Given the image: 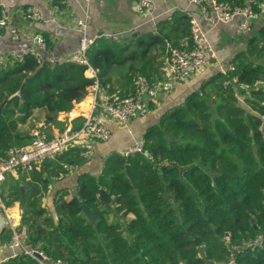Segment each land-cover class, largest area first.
I'll return each instance as SVG.
<instances>
[{
  "label": "trees",
  "instance_id": "16d2710c",
  "mask_svg": "<svg viewBox=\"0 0 264 264\" xmlns=\"http://www.w3.org/2000/svg\"><path fill=\"white\" fill-rule=\"evenodd\" d=\"M215 2L233 9L250 6L260 15L264 0ZM190 25L187 14L176 12L158 21L155 32L133 41L95 39L86 60L97 73L98 88L125 96L133 92L134 76L161 80L150 68L155 64L158 71L172 48L190 46ZM230 64L233 70L207 78L180 106L147 127L142 152H113L97 177L79 176L76 195L58 193L54 216L42 205V193L52 179L87 162L83 149L68 147L23 173L21 180L29 177L42 192L27 191L19 202L17 229L23 242L63 264H264V22L253 24L245 48ZM123 68V81L115 86L113 71ZM85 70L74 62L37 63L31 56L0 68V160L11 147L31 142L30 133L19 126L35 109L44 111V124L63 130L58 114L69 112L94 84ZM244 86L249 96L240 103L237 95L244 94ZM21 183L6 194L2 184L6 207L19 201ZM100 189L112 204L99 199ZM10 234L3 229L4 241ZM259 237L261 247L253 248ZM0 264L39 263L19 253Z\"/></svg>",
  "mask_w": 264,
  "mask_h": 264
},
{
  "label": "crops",
  "instance_id": "0c3cea01",
  "mask_svg": "<svg viewBox=\"0 0 264 264\" xmlns=\"http://www.w3.org/2000/svg\"><path fill=\"white\" fill-rule=\"evenodd\" d=\"M151 1L154 4L153 15L156 17L154 23L147 21L146 17L136 12L134 0H89L88 3L82 0H0V18L6 20V25L0 28V51L2 52L0 68L2 69H7L13 65V51L21 47L31 46L34 43V37L38 34L45 39L46 49L43 52L45 56L60 60L67 59L78 46L80 34L76 29L75 21L84 17L85 13L89 16L91 35L97 38L101 36L113 38L120 42L121 39L133 41L142 34L155 32L158 21L171 16L173 13L182 12L206 31L214 53L210 63L199 72L186 81L176 83L171 91L158 93L155 100L149 104L144 112L135 115L125 123L104 120L105 125L111 131L110 139L106 142H100L95 138L87 137L83 144L92 148L93 155L86 159L87 162L82 167H73L66 176L52 179L46 192H41L40 185L30 184L29 177L21 180L20 177L23 173L20 171H15L6 177L13 181L12 185L17 184V182L25 181L27 183L28 181L27 186L21 183L19 187L23 186L25 193L27 191L42 193L41 203L53 216V203L58 193H65L68 198L76 195L78 179L81 174L97 177L104 161L111 153L122 154L128 146L140 140L147 127L157 124L167 112L180 106L189 94L199 89L204 80L215 75L221 69H226L233 56L245 48L248 34L241 35L236 32L240 22L239 17H235L227 24L211 25L206 22L199 8L187 0ZM30 6L41 11L42 21L32 22L25 18L24 10ZM261 22H264V10L253 24ZM125 32H129L130 36L124 37ZM136 33L139 35L132 36ZM165 64L158 71H155V64L150 68L156 72L155 77L157 79L166 78ZM125 69L120 71L114 69L113 82L115 86L123 81L121 76H124ZM85 75L89 77L87 73ZM90 89L88 88V93L82 100L73 104L69 112L58 114L56 119L58 122H62L64 127L67 124L73 125L83 120L84 115L86 116L91 110L93 98L101 100L107 95L106 91L101 88H98L96 92H92ZM43 118L44 111L35 109L22 126H28L29 133L34 128L40 127L50 136L62 131L56 125L44 124ZM22 126H19L20 130ZM32 188H36L37 191H33ZM7 208L9 214H16L19 224L21 217L19 201ZM127 218L130 219L131 216L129 215ZM4 228L3 225H0V263L13 255V251L1 246L8 241H4L5 239L1 235Z\"/></svg>",
  "mask_w": 264,
  "mask_h": 264
},
{
  "label": "built area",
  "instance_id": "2783aa9c",
  "mask_svg": "<svg viewBox=\"0 0 264 264\" xmlns=\"http://www.w3.org/2000/svg\"><path fill=\"white\" fill-rule=\"evenodd\" d=\"M88 3L89 0H82ZM195 4L206 22L211 25L218 23L227 24L235 17H239V24L236 28L237 34L245 35L250 33L253 22L258 19L259 15L254 13L250 6L243 8H230L224 4H218L215 0H187ZM136 12L146 17L147 21L155 22L154 4L151 0H134ZM264 10V2L260 4ZM24 16L28 21L40 22L43 15L35 7H27L24 10ZM76 29L79 32V41L77 48L65 60L45 56L43 52L46 49L45 39L38 34L34 37V43L28 47H21L13 51L14 62L21 63L28 56L33 57L37 63L48 62L63 63L74 62L86 66L85 73L89 78L94 80L90 86L92 92L98 90L97 73L88 65L86 60V51L88 47L97 39L90 34L89 16L85 13L84 17L75 21ZM6 25V20L0 18V28ZM111 37V36H110ZM2 52L0 51V56ZM213 49L209 43L207 33L195 21L190 25V46L182 43L171 49L169 56L166 58L165 72L166 78L161 80H150L142 76H134L132 79L133 92L129 95H120L118 93L105 95L103 99L93 98L90 112L83 118L79 128H73V125L67 124L59 133L48 136L46 132L40 129H33L30 132L32 140L29 144L23 146H13L7 152V156L0 160V225L10 230L9 240L1 245L3 248L13 251V256L22 253L36 259L39 264H63L58 260H51L42 252L29 247L23 242V236L18 231L17 216L15 213L9 214L1 194V186L6 177L15 172L28 173L37 163L47 159H54L61 155L68 147L82 148L81 156L88 159L93 155L92 148L83 144L87 137L95 138L100 142H106L111 137L110 129L105 125L104 120H111L117 123H125L135 115L144 112L149 104L155 100L158 93H167L171 91L178 82L189 79L192 75L199 72L213 58ZM233 70L231 64L226 69L219 72L225 74L226 71ZM243 95H237L240 103L249 96L247 87ZM95 97V95H94ZM142 138L132 145L128 146L123 156L142 152ZM73 167H70V169ZM262 238L259 237L251 243L253 248L261 247ZM39 253L41 259L34 256Z\"/></svg>",
  "mask_w": 264,
  "mask_h": 264
},
{
  "label": "water",
  "instance_id": "95a60500",
  "mask_svg": "<svg viewBox=\"0 0 264 264\" xmlns=\"http://www.w3.org/2000/svg\"><path fill=\"white\" fill-rule=\"evenodd\" d=\"M139 33H136V34H132V36H138ZM123 36H130V33L129 32H125L123 34ZM27 79V78H26ZM25 79V80H26ZM24 83L22 84L21 86V89L23 87ZM165 138L166 139H170V137L165 134ZM125 173H126V176L128 177V179L133 182V175H132V172H131V169L128 165L125 166ZM33 191H37L36 188H32ZM25 197V192H24V187L23 186H20V197H19V202L22 201ZM99 199L102 200L104 203H107V204H112V200L111 198L108 196V194L105 192L104 189H100L99 190ZM82 211L84 213V215L87 217L88 220L92 221V214H91V211L88 209L87 206L85 205H82ZM34 256L38 259H41V256L39 253H34ZM207 264H212L211 262L207 261L206 262Z\"/></svg>",
  "mask_w": 264,
  "mask_h": 264
},
{
  "label": "rangeland",
  "instance_id": "374dc122",
  "mask_svg": "<svg viewBox=\"0 0 264 264\" xmlns=\"http://www.w3.org/2000/svg\"><path fill=\"white\" fill-rule=\"evenodd\" d=\"M21 131L28 132V126L27 127L22 126ZM6 180H7L6 183L4 182L5 184H3L4 188L2 186V192H4L5 194L7 193L8 187H12L14 185V184L12 185L13 181L11 179L6 178Z\"/></svg>",
  "mask_w": 264,
  "mask_h": 264
}]
</instances>
